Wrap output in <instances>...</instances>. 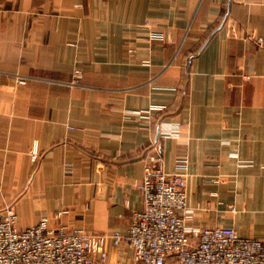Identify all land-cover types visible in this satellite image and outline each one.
<instances>
[{
    "label": "crops",
    "instance_id": "0c3cea01",
    "mask_svg": "<svg viewBox=\"0 0 264 264\" xmlns=\"http://www.w3.org/2000/svg\"><path fill=\"white\" fill-rule=\"evenodd\" d=\"M155 145L188 159L190 223L264 241V0H0V216L126 230Z\"/></svg>",
    "mask_w": 264,
    "mask_h": 264
},
{
    "label": "built area",
    "instance_id": "2783aa9c",
    "mask_svg": "<svg viewBox=\"0 0 264 264\" xmlns=\"http://www.w3.org/2000/svg\"><path fill=\"white\" fill-rule=\"evenodd\" d=\"M145 24L152 27L151 21ZM148 37L172 39L154 29ZM82 78L83 71L76 68L71 83L80 84ZM27 79L19 75L17 81L24 84ZM161 133L178 135L176 127ZM155 146L137 182L144 207L133 212L126 230H71L61 221L50 224L46 216L19 228L18 213L8 205L0 216V264H98L107 260L110 245L122 244L132 249L140 264H264L262 239L242 236L233 226L190 223L194 209L188 205V159H177L176 168L168 171L162 150ZM65 214L75 216L76 211L61 209L57 216Z\"/></svg>",
    "mask_w": 264,
    "mask_h": 264
},
{
    "label": "rangeland",
    "instance_id": "374dc122",
    "mask_svg": "<svg viewBox=\"0 0 264 264\" xmlns=\"http://www.w3.org/2000/svg\"><path fill=\"white\" fill-rule=\"evenodd\" d=\"M72 81V80H71Z\"/></svg>",
    "mask_w": 264,
    "mask_h": 264
}]
</instances>
